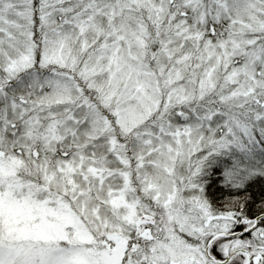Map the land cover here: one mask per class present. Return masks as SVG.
I'll return each mask as SVG.
<instances>
[{"label": "snow or ice", "instance_id": "1", "mask_svg": "<svg viewBox=\"0 0 264 264\" xmlns=\"http://www.w3.org/2000/svg\"><path fill=\"white\" fill-rule=\"evenodd\" d=\"M0 264H264V0H0Z\"/></svg>", "mask_w": 264, "mask_h": 264}]
</instances>
